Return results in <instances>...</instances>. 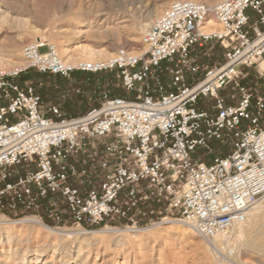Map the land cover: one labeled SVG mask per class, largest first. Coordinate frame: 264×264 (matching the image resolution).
Listing matches in <instances>:
<instances>
[{"label": "built area", "instance_id": "obj_1", "mask_svg": "<svg viewBox=\"0 0 264 264\" xmlns=\"http://www.w3.org/2000/svg\"><path fill=\"white\" fill-rule=\"evenodd\" d=\"M208 20L219 28L206 29ZM210 41L223 48V61L197 63L191 47ZM141 46L68 62L54 45L35 41L22 47L21 65L0 70V208L37 210L45 198L56 223L122 220L136 228V216L153 211L142 206L152 202L203 239L225 242L231 254L223 235L264 197V87L257 93L242 82L245 68L264 75V0H172L144 31ZM163 61L171 63L167 83L157 75ZM28 69L63 77L114 71L134 94L99 93L97 107L70 117L45 107L32 84L15 82ZM187 70L200 75L192 84ZM226 85L237 91L236 104L220 95ZM200 97L212 100L213 113L197 107ZM225 137L232 147L225 156L209 163L192 157L197 147L210 153L208 141ZM79 154L82 166L66 161ZM14 166L24 170L10 180Z\"/></svg>", "mask_w": 264, "mask_h": 264}, {"label": "rangeland", "instance_id": "obj_2", "mask_svg": "<svg viewBox=\"0 0 264 264\" xmlns=\"http://www.w3.org/2000/svg\"><path fill=\"white\" fill-rule=\"evenodd\" d=\"M154 1L0 0V70L8 71L21 65L22 47L26 43L42 38L43 41L54 45L58 55L63 60L68 58V62L88 60L89 53L86 54L87 49L83 50L84 46H88V52L91 47L103 49L100 54L90 53L94 60L106 59L119 48L139 52L142 50L141 36L144 32L138 31L134 44L126 39L131 35L132 29L138 27V23L140 25L145 22L154 9ZM170 1L172 0H167L166 5L160 9V15ZM217 2L219 0L214 1L212 5ZM61 15H65V18ZM104 18L107 23L100 24ZM89 22L94 28L96 24H105L117 26L119 30L116 31L117 33L105 31L97 36L89 35L86 30ZM215 26L219 28V25L214 23ZM78 29H82L81 33H78ZM45 49L42 47L40 51ZM12 50H17L18 54L13 55ZM168 64L166 61L161 63L163 67ZM114 74V71L85 72L84 77L73 81L72 75L67 78L28 69L19 74L15 82L21 85L32 84L41 95L45 107L55 105L66 115L71 111L70 113L80 112L79 116H82L89 106L87 104L88 107L83 108L85 101H80L82 97L74 95L77 94L74 89L79 87L85 92L93 89L109 90L112 95H125L126 91L116 81ZM247 78L245 77L242 82L244 83ZM250 79L255 82L253 75L251 78L249 76L247 81ZM223 89L226 95L234 91L232 85H227ZM133 94L128 92L127 96L133 97ZM211 102L210 98L200 97L197 107H208L212 111ZM62 104L64 108L61 107ZM13 119L14 116H11V120ZM245 123L243 121V124ZM208 144L215 150L214 152L211 151L210 154L206 148L200 146L193 151L192 156L213 157L232 149L229 137H225L223 142L212 139ZM11 170L10 180H13L14 176L22 173L24 168L14 166ZM261 202L264 203V197L248 211L247 221L241 226L243 233L241 235L237 233L230 241L233 247L231 254H228L225 242H221L218 248L216 246L218 253L214 252L215 245L209 244L189 225L175 220L174 216L164 211L162 206L152 202L146 207L142 206L147 211L153 210L152 213L136 216V228L142 230L123 233L106 228L127 227L122 220L93 227H80L70 222L56 223L47 216V213L44 214L45 201H41L37 210L26 209L23 206L11 209L4 205L0 208V217L6 219L4 224L9 228L0 226V264H20L17 261L22 250L26 252V259H32L31 264H41L42 261H49L51 264H264V207ZM26 217H34L40 223L21 222V219ZM70 228L89 233L81 234L80 238H71L62 236L58 232L53 233L51 230ZM10 248L14 250L12 254L7 252ZM37 251H41V255L38 261H35Z\"/></svg>", "mask_w": 264, "mask_h": 264}, {"label": "crops", "instance_id": "obj_3", "mask_svg": "<svg viewBox=\"0 0 264 264\" xmlns=\"http://www.w3.org/2000/svg\"><path fill=\"white\" fill-rule=\"evenodd\" d=\"M217 52L220 55H218ZM190 56H192L195 59V61L197 63H199V64H209V65L219 64V63H221L223 61V48L220 46V44L218 42H216V41H210V42L205 43L202 47H197V46L191 47ZM216 56L219 57V58H216ZM168 63H169L168 65H166L164 67L162 66V70L157 73V75L160 77V79L162 80L163 83H167L169 81V78H170L169 77V74L165 70L166 67H168V66L171 65L170 62H168ZM244 70L247 73V76L246 77L249 78V76H250V78H251L252 75L255 77V82L254 83L251 81V79L247 81L248 78L245 80L244 83L247 84V85H253V86H255L257 93L261 92L262 89H263V87H264V84H263L264 75H262V76L259 75L251 67L250 68H245ZM253 73H255V74H253ZM84 74H85V72H83V71H74V72H72L70 74V76L72 75L73 81H76L77 79H80V78L84 77ZM53 76H60V75L54 74ZM199 76L200 75L198 73H193L190 70H187L186 71V74H185L186 82L188 84H192L193 82H195V80ZM69 77H67V78H69ZM116 81L118 83H120V81L117 78H116ZM223 88L220 90V95L224 97L225 102L227 104H236L237 101H238V99H239V96H238L237 91L235 89H233V87H232V89L234 91H232L229 95H226L225 93H223V91H224ZM74 92L77 93V94H74L76 97H82V99L80 101H85L84 102L85 104H83V108H87L89 106L88 107V110H90L92 108H95V107H97L99 105V103H100L99 93H102V92H107L110 96L128 97L127 96V93L128 92H125V95H112L109 90H105V91L104 90H99V91H97L96 89H93L90 92H85L83 89H81L79 87H76L74 89ZM0 103H2L1 100H0ZM87 104H88V106H87ZM61 107L64 108V105L62 104ZM199 109H207V110H209L210 112L213 113V110L211 111L210 109H208V107H206V108L199 107ZM70 112L68 113L67 116H70V117H78L79 114H80V112H76V113H70ZM72 112H75V111H72ZM261 122L264 123V119L263 118L261 119ZM211 151L214 152L215 150L211 148ZM229 152L230 151H226L222 155H214V156H225ZM194 156L195 157L192 156L194 159H200V160H202V161H204L206 163L211 162L212 158L214 157V156L213 157H205V156H202V155H194ZM84 159H85V155L84 154H79L78 157H77V159L68 156L67 159H66V161L67 162H74V161H76L75 162L76 163L75 165L77 167H79V166H82V163H83ZM55 197L58 199L57 208L62 210L63 209V202H62L60 196L56 195ZM41 201H45L46 202V199L45 198L44 199L42 198ZM44 214H46V212Z\"/></svg>", "mask_w": 264, "mask_h": 264}, {"label": "bare ground", "instance_id": "obj_4", "mask_svg": "<svg viewBox=\"0 0 264 264\" xmlns=\"http://www.w3.org/2000/svg\"><path fill=\"white\" fill-rule=\"evenodd\" d=\"M167 0H155L154 1V9H153V11L148 15V17L146 18V20H145V22L144 23H142V24H140L139 25V23H138V27H136V23H135V27L136 28H134V27H132V28H134V29H132V33H131V35H129V37H128V39H126L127 41H129L130 43H133L134 44V41H135V39H136V35L139 33L138 31H145L146 29H147V27L150 25V23L152 22V21H154L156 18H158L159 17V13H160V9L164 6V5H166V2ZM193 1H196V2H201V3H205V4H207V5H212V3L215 1H218V0H193ZM219 1H221V0H219ZM49 2V1H48ZM55 12V11H54ZM35 13H37V12H35ZM70 13V12H69ZM38 14H40V13H38ZM65 14V13H64ZM70 14H73V13H70ZM39 16V15H38ZM61 16H64V18H65V15H61ZM71 16V18H72V15H70ZM68 17V16H67ZM60 18V17H59ZM69 18V17H68ZM101 20V19H100ZM64 21V20H63ZM143 21V20H142ZM92 22V21H91ZM91 22H89L88 23V28L86 29L87 30V33L89 34V35H93V36H97V35H100L101 33H103V32H105V31H113V32H116V31H118L119 30V27H117V26H107V25H97L96 23V26H95V28H94V25L91 23ZM107 23V21H106V19L104 18L103 20H101V23L100 24H102V23ZM133 23V22H132ZM134 25V24H133ZM130 26V25H129ZM205 27H206V29H209V30H211V31H213V30H215V27H214V23H212V21H207L206 22V24H205ZM123 28V27H122ZM128 28V27H127ZM126 28V29H127ZM129 29V28H128ZM81 30L82 29H78L77 31H78V33H81ZM76 31V32H77ZM129 31V30H128ZM131 31V30H130ZM72 32V31H71ZM48 33V32H47ZM65 33V32H64ZM70 33V32H69ZM96 33V34H95ZM117 33V32H116ZM60 34H62V33H60ZM56 35V34H55ZM45 36V35H44ZM42 37H43V35H42ZM41 37V38H42ZM45 38V37H44ZM50 38H52V37H50ZM44 39L42 38L41 40H38V41H43ZM126 42V41H125ZM21 45V44H20ZM55 47V46H54ZM88 47V46H87ZM86 46H84V47H82L83 48V50H85V49H87V51H86V54L87 53H89V56L87 55V57H89V59L88 60H94V58H91L93 55L92 54H90V53H102L103 52V49H93L92 47H91V49H89V52H88V48H87ZM16 48V47H15ZM68 48L66 47L65 48V50H67ZM82 50V51H83ZM17 51V50H16ZM16 51L14 50H12V52H14V54L13 55H17L18 53H16ZM72 51H74V50H72ZM18 52V51H17ZM70 52V51H69ZM85 52V51H84ZM12 55V54H11ZM12 55V56H13ZM62 55V54H61ZM17 57V56H16ZM95 59H98V58H95ZM13 60V59H12ZM69 59L67 58L66 59V61H68ZM262 204H263V207H264V203L263 202H261ZM248 216H249V214H248V212L246 213V217H245V220L243 221V222H241V223H238V224H236V225H234L233 227H231L229 230H228V232L226 233V234H224L223 235V238H225L227 241H231L232 239H233V236L235 237V235L238 233V234H242L243 232H242V224L244 223V222H246L247 221V218H248ZM253 216V215H252ZM253 217H255V216H253ZM5 220L6 219H3V218H1L0 217V226H2V227H5V228H9L7 225H5L4 224V222H5ZM26 222V221H28V222H31V223H40V221L38 220V219H35L34 217H26V218H23V219H21V222ZM106 228H108V229H110V230H114V232L115 231H118V232H121V233H123V232H139V231H141L142 229H138V228H134V227H125V228H123V229H120V228H109V227H106ZM50 229V228H49ZM48 230V229H47ZM51 230H53V233L54 232H58V233H60L62 236H67V237H71V238H80V235L81 234H85V233H89L88 231H82L81 229H67V230H58V229H51ZM236 231V232H235ZM62 232L64 233V234H62ZM118 234V233H117ZM119 236V235H118ZM134 236V235H133ZM222 237V236H221ZM123 238V237H122ZM218 239V238H217ZM207 242H209V244H213V245H215V246H213V251L214 252H216V253H218L219 252V250L217 249L218 247H220L221 246V242L219 241V240H206ZM216 246H217V248H216ZM54 251H55V248L53 249ZM14 250H12L11 248L7 251L8 253H10V254H12V252H13ZM53 251V252H54ZM26 252H25V250H22V252H21V254H20V257L18 258V261L17 262H19L20 264H31L32 263V259H26V254H25ZM41 255V251H37L36 253H35V261H38V259H39V256ZM29 260V261H28ZM16 262V261H15ZM34 262V261H33ZM231 262V261H230ZM237 263V262H236ZM41 264H51V262H49V261H42V263ZM230 264V263H229Z\"/></svg>", "mask_w": 264, "mask_h": 264}]
</instances>
